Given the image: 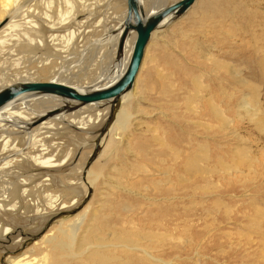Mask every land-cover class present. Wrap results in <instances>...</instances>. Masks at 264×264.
<instances>
[{
  "label": "rangeland",
  "instance_id": "1",
  "mask_svg": "<svg viewBox=\"0 0 264 264\" xmlns=\"http://www.w3.org/2000/svg\"><path fill=\"white\" fill-rule=\"evenodd\" d=\"M56 1L52 10L47 9L44 0L29 3L36 9L27 19L38 29H28L26 34L40 38L41 45L36 43L32 49L22 44L11 46L8 41V46L7 42L0 46V88L25 78L48 82L54 70L69 76L64 77V84L88 88L104 62H108L113 33L107 30L124 13L125 0H72L76 6L64 23L59 12L63 13L66 6ZM176 1L179 0L154 3L162 7ZM18 7L26 8L21 3ZM45 14L58 22V29H49L50 23L42 16ZM113 15L116 18L112 20ZM261 48L264 49V0H197L185 15L149 40L130 100L119 104V111L122 109L121 114L127 117L121 121L122 127L116 125L115 118L110 132H105L108 115L102 105L82 112H72L74 107L66 111L69 120H78L82 114L91 116L84 130L55 121L51 129L30 127L6 144L7 138L0 134V264H69L65 235L82 241L93 220L102 226L97 230L99 235L106 227L137 230L130 235L133 241L167 227L168 246L181 249L178 264H196L195 251L201 257L199 264H264V60L260 65L246 64V56L256 55ZM30 52L40 59L30 58ZM242 60L244 64L240 66ZM219 66L224 71L226 66L230 71L236 69L245 86L242 88L234 76L215 82L211 74L213 67ZM251 71L255 78H246L243 73ZM201 85L228 96L235 92L228 117L235 123L234 136L242 137L250 156L258 159L257 174L244 186L240 184L242 179L240 183L237 179L231 189L199 191L186 205L175 202V208L169 207V202H164L165 193L171 198L168 192L175 189V193H181L178 196H184L182 190L188 186L181 171L187 160L186 139L194 132L188 129L195 120L188 108ZM241 88L244 90L239 93ZM26 98L29 96L22 99ZM42 105H36L34 110L42 112L52 103ZM99 109L102 112L97 116ZM206 129L207 126L201 129L203 133L197 130V136H205ZM104 132L108 134L103 147H99ZM217 140L230 149L237 145L230 138ZM94 152L93 161L85 168ZM41 158L51 161L42 164ZM82 167L91 181L89 191L80 173ZM83 203L75 215L56 218L58 213ZM168 209H172L171 213H167ZM219 209L229 210V220L221 218ZM5 229L8 234H4ZM60 229L65 230V235ZM39 235L54 236L56 242L62 239L68 245L67 251L42 245ZM87 242L90 241L83 240L81 247ZM151 252L166 259L177 254L172 248L167 254ZM84 264L100 263L88 260Z\"/></svg>",
  "mask_w": 264,
  "mask_h": 264
},
{
  "label": "bare ground",
  "instance_id": "2",
  "mask_svg": "<svg viewBox=\"0 0 264 264\" xmlns=\"http://www.w3.org/2000/svg\"><path fill=\"white\" fill-rule=\"evenodd\" d=\"M31 1H35V0H3L2 2H0V10H1L0 11L1 12L0 14V46L6 45V44L8 46L9 45L8 41L12 42L11 46L12 45L14 46L15 44H22V47L24 48H32L31 46L35 45L36 43L38 45L42 44V40L40 38L39 40H36L26 34L28 29H32V30L38 29L36 24H32L33 21L27 19L29 17V14L34 12L36 9L33 7V5L29 4ZM53 1L54 0H44V3H46L47 9L51 8V5H53ZM155 1L154 0L153 1L152 0H139V4L143 8L145 16H148L152 13H156L160 9L169 6V5L162 6V7L158 6L159 7L158 8L155 6V3H156ZM56 2H59L60 5L63 3L66 6L63 13L59 12L60 20L62 21V23H64L65 20H69V15L74 10V6L76 5H74V2L72 0H57ZM196 2L197 0H195L194 4ZM20 3L23 6H26V8L21 9V7H18ZM99 3H96V6ZM34 4H37V2ZM41 4H43V2ZM48 15L45 14L42 16L43 17L45 16L46 17L45 20H47L48 23H50L49 29L50 30L58 29L59 27L56 26L58 22L57 23L54 22L51 16H48ZM126 16H127V5H126L124 13L121 14L119 17H117L116 24L111 26L107 30V33L110 31L111 33H113V36L111 38V48L108 53L109 59H108V62H104V66H101L102 69L99 72V75L94 79L93 84H91L90 86H87L88 88L89 87L93 89L104 88L108 85L113 84L120 76H122L125 69L127 68V65L131 57L136 35H135V32H129V34L127 35L125 39L122 50L121 51L118 50V42H119L120 35L123 30V24L126 19ZM53 18H56V16H53ZM115 18L116 17H114L113 15L110 19L113 20ZM173 20H175V18H172L171 16H168L167 18H165V20L161 22L159 27L151 34V37L154 35V33L159 31L161 28L166 27V25L168 26V24H170ZM69 35L70 37H72L74 36V33L71 32ZM50 36H52L51 40H54L55 37L52 34ZM146 48L144 51V56L141 62L139 72L142 68V65L146 57ZM29 54H32L30 58H33V60L35 61L40 59L39 56L35 57L37 55H35L34 52H30ZM260 54H261V57L259 56ZM263 56H264V49L262 48L257 51L256 55L249 53L246 56V64L248 65L249 63H256L257 65H260V63L264 60ZM104 57H105V54H104ZM97 58H100V57H97ZM102 59L103 58H100L99 61L101 62ZM28 61H31V59H29ZM215 61H216L215 59L211 60V64L214 63ZM45 64L42 63V65H45ZM243 64H244V60L239 62L240 66ZM42 67L43 66H41L40 69L38 70L39 72H42V69H41ZM243 69H246V68H243ZM110 71L112 73H109ZM62 72L63 71L54 70V72H51L52 77L50 76L51 77L50 79H53V80L49 79L48 82H43V83H58V84L66 85L64 84V81H66L65 78H69V76H64L65 77L64 78ZM139 72L135 78L131 91L127 92L125 95L119 98V100L113 106L112 111H110L111 101H108V102H100L97 104L86 105L78 110H73L72 112H78V111L80 112L81 110H84L87 107L100 108L103 105L105 106L103 111L104 112L106 111L108 115L107 121H106V125L108 129L105 132H108V133L110 132L113 124L116 121L115 118H118L116 125L118 127H122L123 126L122 122L127 117H124V114H121L122 109H120L119 111V108H120L119 104L121 103V101L123 103H126L127 101L130 100V98L128 97L134 89V85L136 83ZM236 72H238L236 69H233L232 71H230V69L227 66H226V71H224V68L219 66V67H213L211 76L213 77L212 79L215 82L218 80H229V78L234 76L238 80V83H240L243 88L245 86L244 80L243 78H241L243 76L240 73H236ZM243 74L247 76L246 78H255L253 77V75H255L253 71H251L249 74H245V73ZM101 80L103 81V83H101ZM24 82L40 83L38 80H35L32 78L31 79L25 78L21 80L18 79L15 81L13 80V83H10L0 88V90L12 84L24 83ZM195 82H197V80H195ZM66 86H69V85H66ZM70 87H73L80 92H83L85 91V89H88L86 88V86L79 87L78 85L70 86ZM242 88L238 90L239 93H241L244 90ZM233 93L235 95V92ZM233 93L230 94V96H228L224 92L221 93L219 89L212 91L210 90L209 85H201L200 90L196 91V94L194 95V98L196 100L188 108L189 112L190 113L192 112L193 117L195 118L193 123L189 125L188 129L189 131L194 130V132L192 134H189L188 139H186L187 147H185L184 155L187 157V160H185L181 166L182 174L186 176L184 181L188 184V186L182 190L183 192H185L184 196L183 195L178 196L181 193L179 192L175 193V189H170L168 192V196L173 195V197L171 198H167V193H165L166 197L164 199V202L165 203L169 202V203H166V205H168L169 207L170 205L171 206L173 205V207L175 208L176 207V205L174 204L175 202H179L180 204H182V206H184L183 204L186 205L187 202L193 199L195 194L199 191L214 190L217 192H221V191L226 190L227 188L231 189L235 187V184L237 182L240 183V179H242L243 181L242 183H240L241 186H244V184L249 181L250 177L255 176L257 174L256 164L259 163L258 159L253 156H250V152L247 148V145H244L245 141L241 139L242 137L234 136L235 131H233V127L235 123L233 122V120H231L228 117L229 109L233 103L232 102V98H234ZM27 96H29V98L22 99L23 97H27ZM43 103L44 104L52 103V105L50 107H46V108L44 107L45 108L44 110L41 109L42 112H37L38 110L37 111L34 110V108L36 109V105L38 104L42 105ZM75 105L76 103L72 100H67V99L54 96V95H49V94L22 95L10 101L9 103H7L5 106H3L0 109V134L2 136H5V138H7L5 142L6 144L10 142L9 141L10 139H14V137L17 136L18 134L28 131L30 127L51 129L54 127L53 122L55 121L63 122L64 124H66V126H69V125L73 126L74 124L76 125L77 129L84 130L87 123L91 122V116L82 114L78 120L77 119L69 120V116H67L69 114H67L66 111H70L73 107H75ZM27 112H30V113L28 114ZM101 112L102 110L99 109V111L96 112L97 116ZM254 116L257 118L259 117V115L255 113H254ZM40 119L42 120L39 121ZM205 126H207L208 128L206 129L207 131L204 134L205 136L203 137H201L200 135L197 136L196 134L197 130H200L201 133H203L202 130ZM213 126H216L217 128H213ZM108 133H105L104 135L101 133V136L102 135L103 136L98 143L99 147H103L104 141L106 140L105 138L107 137L106 135ZM215 136L216 137L220 136V137L214 138ZM221 138H230L232 141L236 140L237 142L236 147L232 149L227 148L226 145H223L221 143V140H220ZM217 139H219L220 141H218ZM94 157H95V153H93L90 156L89 160L86 163L85 168L89 166V164L93 161ZM50 161H51L50 158H44L40 161V163L49 164ZM82 172H83L82 175H83L86 190L89 191L92 188L91 183H90L91 181H89L90 179L88 178L87 173L84 172L83 167L80 169V173ZM161 175L164 176L163 173ZM237 179H239V181L236 182ZM116 184L118 183L116 182ZM171 210L172 209H168L167 213H171ZM221 211L223 214L221 215V218L224 221L229 220L228 218L229 210L223 209ZM166 215H169V214H166ZM93 221L92 223H90L88 229L86 230V233H85L86 235L82 237L81 239L82 241H78L76 236L65 235V230H61V229L59 230V232L62 235H65L66 240H67L66 242H69V248L67 247L68 246L67 244H64L62 239L59 242H56L55 241L56 237L54 236L48 237V235H45V236L39 235V237L40 236L42 237V240L40 241H44L42 242V245L49 246L51 249H58V250H62L66 252L68 248L69 249V264H84L88 260H91L93 262H97L100 264H178L180 261V257L178 255V253L181 251L180 247L171 246V245L168 246L167 244V237H168L167 236L168 230L166 229L167 227L163 228V230H160L158 228L155 231L150 230L151 232L147 233L144 237H141L138 240L133 241L130 235H134V232L137 230L129 231L126 228H123V226L118 227L116 230L106 227L104 229L105 232L104 230H102L101 234L99 235L97 233V230L100 231L102 226L101 227L97 226V223ZM105 222L107 223V221ZM105 222L103 223L104 225H105ZM170 222L173 223V220L170 219ZM127 232L128 234H125ZM8 233H9V230L5 229L4 234H8ZM171 236L174 238L173 235ZM85 239L89 240L90 242L89 243L87 242L82 248L81 247L83 245L82 242ZM174 240L178 241L177 238H175ZM184 244L185 242L184 240H182V245L185 246ZM171 248L175 254L177 253L176 257L172 259H169V258L166 259L164 257L155 256L151 252V250L153 251L157 250L158 253L160 254H167ZM195 258H197L195 263L199 264L198 260L201 257H199L198 251H195ZM21 264H25V263H21ZM41 264H45V262Z\"/></svg>",
  "mask_w": 264,
  "mask_h": 264
},
{
  "label": "water",
  "instance_id": "3",
  "mask_svg": "<svg viewBox=\"0 0 264 264\" xmlns=\"http://www.w3.org/2000/svg\"><path fill=\"white\" fill-rule=\"evenodd\" d=\"M194 2L195 0H180L160 9L156 13L145 16L143 8L139 4V0H126L127 16L124 21L123 30L118 42V50H122L125 39L129 32H135L136 37L127 68L125 69L122 76H120L113 84L104 88L93 89L89 87L88 89H85V91L80 92L73 87L58 83H16L0 90V109L10 101L22 95L49 94L74 101L76 105L73 110H78L90 104L111 101L110 111H112L113 106L119 100V98L131 91L135 78L139 72L144 51L149 42L151 34L168 16H171L175 19L183 16V14H185L190 9ZM41 120L42 119L39 121ZM105 126L107 127V125ZM83 205L84 203L71 211L60 212L56 215V218L65 215H73L77 213ZM34 238L35 237H32V239Z\"/></svg>",
  "mask_w": 264,
  "mask_h": 264
}]
</instances>
